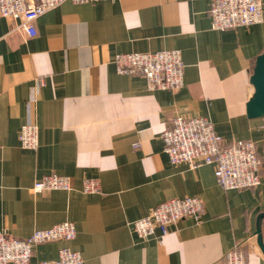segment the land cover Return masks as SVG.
I'll list each match as a JSON object with an SVG mask.
<instances>
[{
	"label": "crops",
	"instance_id": "0c3cea01",
	"mask_svg": "<svg viewBox=\"0 0 264 264\" xmlns=\"http://www.w3.org/2000/svg\"><path fill=\"white\" fill-rule=\"evenodd\" d=\"M212 0H67L35 22L0 15V231L25 238L72 221L77 235L34 247L31 264L62 247L85 264H225L237 247L247 264H264V114L248 112L252 77L264 56V20L212 27ZM264 7V0H263ZM179 49L184 85L151 90L141 74L119 73L120 52ZM204 116L228 141L256 144L257 187L225 189L214 165L172 164L161 134L176 115ZM39 128L36 150L23 148L22 125ZM71 190L34 191L50 173ZM94 178L99 190L84 191ZM203 201L162 235L142 238L131 222L161 202Z\"/></svg>",
	"mask_w": 264,
	"mask_h": 264
},
{
	"label": "built area",
	"instance_id": "2783aa9c",
	"mask_svg": "<svg viewBox=\"0 0 264 264\" xmlns=\"http://www.w3.org/2000/svg\"><path fill=\"white\" fill-rule=\"evenodd\" d=\"M67 0H0V15L20 18L18 27L28 36L36 34L35 22L42 14L60 6ZM73 2H96L98 0H71ZM212 27H247L264 20L263 0H212L210 4ZM119 73L143 75L151 90L177 91L184 85L185 64L179 49H162L146 52H120L114 57ZM164 150L172 164L185 163L191 168L213 164L217 182L225 189L257 187L261 183L263 161L252 140L228 141L216 129L212 121L204 116L173 117L171 124L161 134ZM23 148L36 150L39 146V128L29 119L19 132ZM72 180L68 175L50 173L36 180L34 191L71 190ZM84 191L99 190L94 178L84 180ZM203 201L197 196L176 197L165 200L147 215L131 222L142 238L156 230L162 235L172 224L186 216L199 218L203 212ZM77 235L72 221H62L48 228L36 229L25 238L15 237L0 231V264H31L34 247L39 243L54 240H72ZM37 264H85L79 251L62 247L55 260H40ZM225 264H247L246 257L237 247L225 255Z\"/></svg>",
	"mask_w": 264,
	"mask_h": 264
},
{
	"label": "water",
	"instance_id": "95a60500",
	"mask_svg": "<svg viewBox=\"0 0 264 264\" xmlns=\"http://www.w3.org/2000/svg\"><path fill=\"white\" fill-rule=\"evenodd\" d=\"M252 82L255 87V94L252 100L248 102V112L252 115L264 114V56L262 57L257 71L252 77ZM261 245L262 238L260 237Z\"/></svg>",
	"mask_w": 264,
	"mask_h": 264
}]
</instances>
